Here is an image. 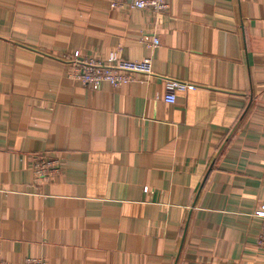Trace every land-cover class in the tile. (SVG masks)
<instances>
[{
  "label": "crops",
  "instance_id": "0c3cea01",
  "mask_svg": "<svg viewBox=\"0 0 264 264\" xmlns=\"http://www.w3.org/2000/svg\"><path fill=\"white\" fill-rule=\"evenodd\" d=\"M168 2L0 0L1 262L264 264V0ZM76 52L153 76L83 85Z\"/></svg>",
  "mask_w": 264,
  "mask_h": 264
},
{
  "label": "built area",
  "instance_id": "2783aa9c",
  "mask_svg": "<svg viewBox=\"0 0 264 264\" xmlns=\"http://www.w3.org/2000/svg\"><path fill=\"white\" fill-rule=\"evenodd\" d=\"M129 5L131 9L149 10L155 14L166 13L170 10L168 0H110L112 9L122 8ZM154 45L157 40L153 41ZM70 71L68 77L83 85H92L97 87L103 83L117 88L122 85L134 83L137 76H153L152 64L149 59L143 61H124L111 55L105 61L99 62L93 59L82 58L78 52L74 53L69 59ZM194 87L188 83L172 79H164L165 94L164 103L174 105L176 102V93H184ZM55 161H42L35 170L36 178H51L55 171ZM253 216L261 221L262 229L258 236L256 246L264 251V204H261L254 212ZM0 264H6L0 261ZM24 264H47L43 258H28Z\"/></svg>",
  "mask_w": 264,
  "mask_h": 264
}]
</instances>
